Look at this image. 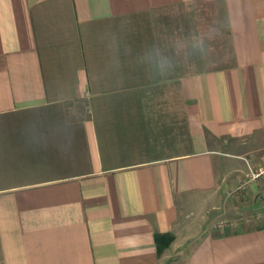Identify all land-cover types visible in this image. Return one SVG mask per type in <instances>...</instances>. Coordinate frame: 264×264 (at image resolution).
Listing matches in <instances>:
<instances>
[{
  "label": "crops",
  "instance_id": "1",
  "mask_svg": "<svg viewBox=\"0 0 264 264\" xmlns=\"http://www.w3.org/2000/svg\"><path fill=\"white\" fill-rule=\"evenodd\" d=\"M207 1L215 43L166 57L200 0H0V264H264V215L210 209L264 166V0Z\"/></svg>",
  "mask_w": 264,
  "mask_h": 264
},
{
  "label": "rangeland",
  "instance_id": "2",
  "mask_svg": "<svg viewBox=\"0 0 264 264\" xmlns=\"http://www.w3.org/2000/svg\"><path fill=\"white\" fill-rule=\"evenodd\" d=\"M200 1L203 3L201 9H195V6L190 8L176 6L157 15L159 41H164L166 44L162 49V54H165L166 57L182 54L186 45L185 41L187 44L190 41L192 43H205V40L215 43L216 36L212 32L215 30L216 24L224 22V18L222 15H215L211 11V7L204 3L208 2L207 0ZM191 22L194 23L195 29L192 30L191 28V32H187L189 35L185 36V23ZM196 25H198V29H196ZM216 32L220 33L219 31ZM220 36L225 37L226 35L220 33ZM217 49V47L215 50L212 49L213 52H210L209 55L218 57ZM228 49L226 47V52ZM230 55V52L223 55L226 62L231 60ZM219 64L220 62H216L213 65L219 66ZM258 179L252 181L254 185H259L257 184ZM242 182L243 180L240 181V183ZM215 203L214 206L210 207L215 211L211 221L213 229L228 228L234 219L260 218L264 215V184L260 190L250 192V194L242 187L222 189L219 191V198Z\"/></svg>",
  "mask_w": 264,
  "mask_h": 264
},
{
  "label": "trees",
  "instance_id": "3",
  "mask_svg": "<svg viewBox=\"0 0 264 264\" xmlns=\"http://www.w3.org/2000/svg\"><path fill=\"white\" fill-rule=\"evenodd\" d=\"M154 239L156 242L157 251L160 252L173 239V235L170 232H155Z\"/></svg>",
  "mask_w": 264,
  "mask_h": 264
},
{
  "label": "built area",
  "instance_id": "4",
  "mask_svg": "<svg viewBox=\"0 0 264 264\" xmlns=\"http://www.w3.org/2000/svg\"><path fill=\"white\" fill-rule=\"evenodd\" d=\"M260 177H264V166L259 167H249L247 178L241 183V187L245 185L247 181H254Z\"/></svg>",
  "mask_w": 264,
  "mask_h": 264
}]
</instances>
